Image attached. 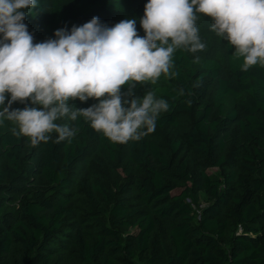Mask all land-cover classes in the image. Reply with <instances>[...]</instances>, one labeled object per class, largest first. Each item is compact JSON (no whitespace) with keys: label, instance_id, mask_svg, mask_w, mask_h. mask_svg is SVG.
I'll return each instance as SVG.
<instances>
[{"label":"trees","instance_id":"1","mask_svg":"<svg viewBox=\"0 0 264 264\" xmlns=\"http://www.w3.org/2000/svg\"><path fill=\"white\" fill-rule=\"evenodd\" d=\"M146 3L39 0L25 23L34 43L93 17L136 19L144 36ZM196 15L204 50H177L175 75L124 86V99L169 104L139 141L113 143L80 117L56 121L73 137L33 146L0 119V264H264V66L242 71L221 37L218 59L214 21Z\"/></svg>","mask_w":264,"mask_h":264},{"label":"clouds","instance_id":"2","mask_svg":"<svg viewBox=\"0 0 264 264\" xmlns=\"http://www.w3.org/2000/svg\"><path fill=\"white\" fill-rule=\"evenodd\" d=\"M38 4L0 0V119L14 121L33 146L47 143L53 132L57 143L73 137L75 130L56 123L64 118L83 117L113 143L154 132L168 102L151 91L124 99L121 89L130 81L155 83L162 74L175 75L170 69L177 50H204L197 13L214 21L212 31L243 59L242 71L264 66V0H147L140 19L144 36L137 33L136 19L109 27L93 17L34 43L25 19ZM90 99L98 103L85 109L71 105ZM15 102L32 106L10 110Z\"/></svg>","mask_w":264,"mask_h":264},{"label":"rangeland","instance_id":"3","mask_svg":"<svg viewBox=\"0 0 264 264\" xmlns=\"http://www.w3.org/2000/svg\"><path fill=\"white\" fill-rule=\"evenodd\" d=\"M210 25H212V24H210ZM210 31H211V29H210ZM206 35H208V34L206 33ZM208 36H210L212 38H215V40L213 42V44L215 45L214 53H215V55H216V57L218 59L222 60L223 59V54H222V51L220 49V46H218V44L220 43L218 36L215 33L209 34ZM121 92L122 93L124 92V87L121 89ZM143 96L144 95H142L141 97H143ZM94 102H96V101L90 99L87 102H83V103L84 104H92ZM218 174H219V171L217 169H214V170H210L209 171V175H218ZM207 204H208L207 199L205 198V196H203L202 199H201V207L203 208V207L207 206Z\"/></svg>","mask_w":264,"mask_h":264}]
</instances>
